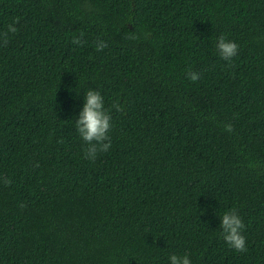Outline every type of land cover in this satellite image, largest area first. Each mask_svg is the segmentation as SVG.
I'll return each instance as SVG.
<instances>
[{"label":"trees","instance_id":"1","mask_svg":"<svg viewBox=\"0 0 264 264\" xmlns=\"http://www.w3.org/2000/svg\"><path fill=\"white\" fill-rule=\"evenodd\" d=\"M15 19L0 264H264V0H0V32ZM220 36L238 44L230 61ZM89 89L112 118L95 161L75 128ZM229 210L246 252L222 238Z\"/></svg>","mask_w":264,"mask_h":264},{"label":"clouds","instance_id":"2","mask_svg":"<svg viewBox=\"0 0 264 264\" xmlns=\"http://www.w3.org/2000/svg\"><path fill=\"white\" fill-rule=\"evenodd\" d=\"M19 23L18 19L13 20L7 25L4 32H0V46H6L9 42V34L18 32L16 25ZM73 43L80 44L81 41L77 38ZM107 44L100 41L96 44L97 51H103ZM216 50L222 60L230 61L238 52V44L234 41L220 36L216 42ZM190 81H198L200 74L197 72L187 73ZM112 108L115 111H122V106L113 104ZM111 115L105 108L104 98L100 92L89 89L84 94V102L82 109L79 111L75 119V128L86 145L84 149V157L90 161H95L97 156L101 153H106L111 148L110 131L112 129ZM226 131H231L230 124L225 125ZM221 235L227 246L238 252H246V238L242 234L244 230V223L241 217L234 210L224 212L220 217ZM169 264H192L187 254L177 255L172 254L168 257Z\"/></svg>","mask_w":264,"mask_h":264}]
</instances>
